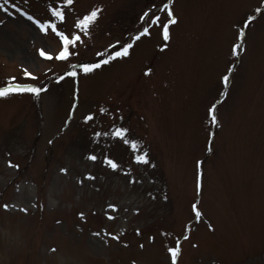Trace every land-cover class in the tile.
<instances>
[{"label":"rangeland","instance_id":"374dc122","mask_svg":"<svg viewBox=\"0 0 264 264\" xmlns=\"http://www.w3.org/2000/svg\"><path fill=\"white\" fill-rule=\"evenodd\" d=\"M164 2L0 0V87L47 89L0 98V264H172L177 246V264H264V0H173L168 41ZM29 15L79 35L76 54L40 56L62 40ZM127 43L128 57L80 71Z\"/></svg>","mask_w":264,"mask_h":264},{"label":"snow or ice","instance_id":"6c2138e0","mask_svg":"<svg viewBox=\"0 0 264 264\" xmlns=\"http://www.w3.org/2000/svg\"><path fill=\"white\" fill-rule=\"evenodd\" d=\"M8 2H9V0H4V4H7ZM64 2L66 5H71L73 0H64ZM172 4H173V0H166V2H164L163 5L158 9V11L166 12L167 17H168V21H167V23H165L163 25V29H162V38L164 41H168L170 39L169 25L176 23L174 14L172 12ZM0 9H3L4 11L7 12V9L4 8L3 4H0ZM49 11L51 12L52 17H55L57 20L63 22L64 13L62 10H60L59 8H50ZM256 11L261 12V11H264V9L257 8ZM98 12H99V9H94L93 11H91L90 14L84 16L83 19H80L76 22V27L80 28L84 31H87L88 26L96 20ZM148 17H149V13L145 12L143 14V16L140 17V19L142 21H146V18H148ZM27 19L29 21H32L41 32L47 33V31L50 29L54 34H56L62 40V48L55 55V57H53L50 54H46L43 50L40 51L39 54L44 59H47V60L55 59V60H60V61H66L69 59L70 56L76 54V53H73L69 50V46L70 45L75 46L76 42L80 40L79 35H73L72 38L69 39L62 32H59L57 30V26L54 22H50V21L41 22L39 20H35L31 15L27 16ZM253 19H254V17L249 16L245 20V22H244V24H243V26L239 32L240 36L244 35V29L249 26V23ZM159 21H160V17L154 16L151 18L150 25H159ZM148 35H150L149 27H143L142 31H140L139 34L134 37V39L136 41H138L141 39V37L148 36ZM117 43H119V41ZM109 47L114 48L115 46L110 45ZM132 47H133V44L127 43V44L122 45L119 50L114 51L111 54H108L107 51H105L103 53H97V55L107 56V58L102 59L99 63H81L78 65V67L84 75H87V74L93 72L95 69L100 68L101 64L106 65L109 62L116 60L117 58L128 57L129 56V50ZM166 47H167V45L165 44L164 48H166ZM241 47H242V45H240V44L234 45V47L232 49L233 55L237 54V50ZM163 50L164 49L162 48L161 51H163ZM70 67L73 70L67 72L66 75L71 76V77H76L78 75L77 71L75 70L77 68V65H70ZM228 71L231 72L232 69L230 68ZM150 72H151V70L149 69L147 72H145V75H149ZM24 75L27 77H30L32 80L37 79L35 76H32V74L29 73L26 69L24 70ZM59 79L62 80V79H64V77L61 76ZM229 80H230V77L228 75H225L222 77V81H223L225 86H227V84L229 83ZM14 81H15V77L11 78V80L8 82L7 86L0 87V98L7 97L13 93H31L33 95L39 96L42 91H47V89L42 88V87L23 85V84H19V83H14ZM216 107H217L216 104H213L209 108V115H210V119H211L212 124H218V120H217L216 115H215ZM101 111H104V109H101ZM84 119H85V121H89V120H92L93 117L91 115H88ZM126 132H127V129L116 128L115 131L112 133V135L122 139L125 143H128L129 141L125 138ZM132 146L135 147V144H133ZM89 159L95 160L96 157L90 156ZM136 159L138 162H142L145 164L148 163L146 155H138L136 157ZM106 163L113 169H116L118 167V165L110 159L106 160ZM9 166H14V165L9 164ZM89 178H91V177H89ZM197 188L198 189L200 188L199 177H198V182H197ZM4 207L7 208L8 206L4 205ZM109 207H111V208H113V210H115L114 206L109 205ZM192 207H193V211L195 212V218L199 219L201 216V213L197 210V206L194 204ZM81 217H83L82 213H81ZM112 218L113 217H109V219H112ZM95 235H99V233H96ZM187 238H188L187 236L184 237V239H187ZM113 239H119V237L114 236ZM141 247H143V245H141ZM53 251H54V249H53ZM168 252L171 255L172 264H177V257L180 254L179 246L168 248Z\"/></svg>","mask_w":264,"mask_h":264},{"label":"bare ground","instance_id":"6f19581e","mask_svg":"<svg viewBox=\"0 0 264 264\" xmlns=\"http://www.w3.org/2000/svg\"><path fill=\"white\" fill-rule=\"evenodd\" d=\"M108 170V169H107ZM110 171V170H109ZM111 172V171H110Z\"/></svg>","mask_w":264,"mask_h":264}]
</instances>
